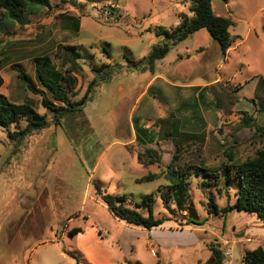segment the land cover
Segmentation results:
<instances>
[{
	"label": "rangeland",
	"instance_id": "obj_1",
	"mask_svg": "<svg viewBox=\"0 0 264 264\" xmlns=\"http://www.w3.org/2000/svg\"><path fill=\"white\" fill-rule=\"evenodd\" d=\"M50 1V8L25 13L26 24L6 21L0 27V93L11 103L29 105L47 120L45 126L20 135L16 133L24 131L25 118L9 128L0 126V264L25 258L30 264H210L212 246L224 252V264H243L247 250L264 247V222L237 209L223 210L234 204L238 188L235 168L229 171L227 184L223 165L231 163L229 153L232 163H237L264 146L257 130L264 125L260 109L264 0H229V8L241 20L235 19L230 34L233 42L242 40L237 63L245 67L232 66L236 77H224L212 87L225 107L221 122L198 132L196 139L182 137L174 144L162 138L155 148L162 161L150 165L138 159L145 149L138 152L123 146L131 136L129 113L150 78L131 61L150 54L159 41L157 30L175 28V8L185 12L189 0ZM214 1L216 12L231 17L222 7L223 0ZM248 26L247 39L235 34L245 36ZM201 31L172 45L159 69L176 81L212 78L214 66L208 65L209 77H205L195 48L211 50L214 40L206 29ZM68 46H74L80 58L74 59ZM179 53L188 55L179 59ZM102 65L107 67L96 71ZM37 68L59 72V78L70 81L74 101L82 99L94 78L96 82L79 110L57 120L51 108L62 104L41 84ZM22 73L28 83L21 79ZM256 74L263 77H250ZM238 83L247 84V93L256 86L253 96L244 97L250 112L237 106L242 91L234 92L232 87ZM243 111L255 119L251 127L241 124ZM175 145L181 149L177 151ZM174 153L178 156L174 167L180 172L194 168L186 179L184 210L178 207L167 178ZM200 167L213 171L197 174ZM149 173L158 174L155 181L137 183ZM95 182L107 193L125 195V204L145 216L149 208L144 199L153 194V215L166 221L150 231L119 220L97 196ZM165 198L172 210L165 206ZM211 200L217 213L209 212ZM25 213L31 223L29 235L21 236L20 227L12 233ZM74 227L91 232L92 237L76 239L70 235Z\"/></svg>",
	"mask_w": 264,
	"mask_h": 264
},
{
	"label": "trees",
	"instance_id": "obj_2",
	"mask_svg": "<svg viewBox=\"0 0 264 264\" xmlns=\"http://www.w3.org/2000/svg\"><path fill=\"white\" fill-rule=\"evenodd\" d=\"M191 9L194 12L192 17L185 14H181V22L172 31L166 29H160L158 35L165 37V41L161 44L154 45L152 51L148 56H145L139 61H131L134 67H140L143 64H147L149 67H153L156 60L161 59L167 55L172 45L178 44L180 41L187 38L190 34L206 29L212 37L220 44L222 51L225 53L233 44V40L230 34V27L234 25V21L229 16L216 15L212 8V0H191ZM36 7H51L50 0H0V27L6 22H16L21 25L27 23V18L25 13L30 10H34ZM77 29L80 27V20L76 21ZM66 49L71 53L74 59L80 58V53L76 51L75 47H66ZM45 65V64H44ZM109 66V65H108ZM107 67V65H102L96 71H101ZM37 76L41 84L46 87L52 94L55 101L60 102L62 105L59 107H53L51 110L54 112L57 120L61 116H64L70 112L79 110L89 98L90 92L96 78H94L88 85L85 95L79 101H74L71 99L69 86L71 87V82L67 79L59 78V72L49 71L41 68H37ZM51 76V77H50ZM21 79L26 83L29 82V78L21 74ZM67 82V83H66ZM262 85V84H261ZM30 86V85H28ZM244 86V83H238L232 87L234 92H239ZM262 87V86H260ZM218 108L225 113L224 105L222 103L221 97L217 92H213ZM239 101V99H236ZM260 109L264 111V97L260 98ZM243 117L241 119V124L244 127H251L254 122V118L247 115L246 111L242 112ZM25 118L27 125L24 131L16 133L17 135L25 134L33 131L36 128L43 127L46 125V117L36 113L32 107L26 104H16L11 103L6 96L0 93V126L9 128L12 124H17L18 121ZM162 126L164 123L162 120L159 121ZM171 128L167 132L164 129L160 131V137L171 138L175 144L176 140L182 137L192 140L199 138L198 133H191L182 131L180 128L181 120L179 118H172ZM259 135L264 137V125L257 129ZM177 142V141H176ZM177 151L181 149L180 145H175ZM231 163L224 164L223 174L226 176V183L230 181L229 171L232 167L235 168V178L238 182V188L235 192L236 200L234 204L228 205L223 209L225 212L228 210L237 209L249 214L256 215L260 220L264 222V146L258 148L253 156H249L242 161L237 163H232L234 161L233 154L229 153L227 155ZM177 153H174L170 164L167 168V178L171 183L170 187L173 188L176 200L178 202V207L183 209V202L188 198L186 194V179H188L190 170L194 169L191 167L187 168L184 172H180L179 168H175V163L177 162ZM138 159L141 163L155 164L162 161V156L154 148H146L144 152L138 154ZM204 171H213L210 168H203L196 170V173ZM214 171H218L214 169ZM180 177L179 181H174L172 177ZM158 177V174L149 173L139 179L137 183L154 181ZM95 190L97 196L106 204L109 210L117 217L119 220L136 227L145 228L151 230L161 226L166 219H157L153 215L152 203L154 201L153 194L147 195L144 199L146 205L149 208V215H143L136 208L128 207L125 204V195H113L104 191L100 184L95 182ZM165 206L170 210V206L167 204L166 198L164 199ZM209 212L217 213L218 206L214 200L209 203ZM191 221H189L190 223ZM80 227H76L70 230L71 235H76L81 232ZM66 252V250H65ZM212 257L210 259V264H224L225 254L218 247H211ZM72 256L73 253L69 252ZM243 264H264V247L258 246L255 249L247 250L242 257ZM77 264H79L77 262Z\"/></svg>",
	"mask_w": 264,
	"mask_h": 264
},
{
	"label": "crops",
	"instance_id": "obj_3",
	"mask_svg": "<svg viewBox=\"0 0 264 264\" xmlns=\"http://www.w3.org/2000/svg\"><path fill=\"white\" fill-rule=\"evenodd\" d=\"M223 1L224 4L222 5V7L225 11H227L226 13H232L231 15H229L234 21V25L231 27H234L236 25L235 19L239 21L241 20L234 14L233 10L229 8V0ZM188 2L189 3H185V12H181L175 8L177 18L173 26L176 27L177 24L180 23L181 14H185L189 17H192L194 15V12L191 9V0H189ZM212 8L216 15L227 16L225 14H219L218 12H216L214 0H212ZM162 28L165 29L171 27L166 26ZM248 30L249 26L245 36H243L239 31H237L238 33L236 32L235 34L241 35L242 37H245L247 39L248 36L251 34V32L248 33ZM158 31L160 30L156 31V36L159 37V41L157 44H161L165 41V37L162 35H158ZM200 32L202 31L199 30L190 35H197ZM208 36H211L210 38H212L214 42H216L214 43L213 41H211V50L210 48L203 47L195 48L197 52H200V60H202L200 70L202 71V74L205 77H209V75L206 73L207 67H209L208 65L211 63L214 66V70L216 71V73L214 76L211 75L212 78L208 80L204 79L199 81H176L171 79L163 70L159 69L160 63L165 60L167 55L161 59L156 60L153 67H149L147 64H143L140 67H136L137 70H144L145 72H147V75L145 76L150 78L147 80L144 89L137 97L136 103L133 105L129 113V127L131 130V136L128 140L123 142V146L132 147L138 152L144 151V149L146 148H159L162 142V139L160 137V131L161 129H164L167 132L171 128L170 122L172 118H179L181 120V130L191 133H198L205 129L214 128L221 122L222 111L218 108L216 104L215 96L212 92V87L214 85L218 86V84L222 81L224 77H236L235 71L231 69L232 66L237 65L239 66V69H241L242 66L245 67L244 63H237V60L242 56V53L239 52V48H241L243 44L242 40H239V42H233L232 46L224 53L220 47V44L212 37V35L210 34ZM186 55L188 54L179 53L178 58L183 59ZM250 77L263 76L261 74H256ZM252 82L256 83V80H252L251 83ZM246 86L247 84L241 89L242 99L237 103V106L242 105V107L246 111L250 112V108L248 107L249 104L246 103L245 98H249L254 95L256 91V86L249 93L245 92ZM255 104L256 103L254 102L252 108L253 110H255ZM160 120L163 121L164 126L160 124ZM19 222L20 223L18 226L14 225L12 227V233L18 227H20V235L28 236L29 231L31 230V223L30 220H28L26 213ZM152 230L153 229H151L150 231ZM99 235L101 239H103L100 232ZM74 237H76V239H80L82 237H92V233L82 229V231L74 235ZM61 252L63 254L66 253L65 250H61ZM85 258L88 262H90L89 254H85ZM14 264L30 263L25 258L24 260H21L19 262L16 261Z\"/></svg>",
	"mask_w": 264,
	"mask_h": 264
}]
</instances>
